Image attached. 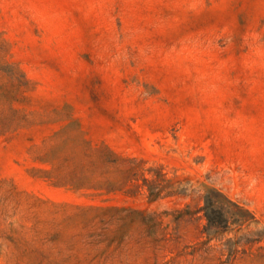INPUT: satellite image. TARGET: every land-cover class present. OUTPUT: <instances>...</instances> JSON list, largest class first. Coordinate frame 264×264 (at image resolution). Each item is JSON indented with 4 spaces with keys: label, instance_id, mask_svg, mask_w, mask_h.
Returning <instances> with one entry per match:
<instances>
[{
    "label": "rangeland",
    "instance_id": "374dc122",
    "mask_svg": "<svg viewBox=\"0 0 264 264\" xmlns=\"http://www.w3.org/2000/svg\"><path fill=\"white\" fill-rule=\"evenodd\" d=\"M0 264H264V0H0Z\"/></svg>",
    "mask_w": 264,
    "mask_h": 264
},
{
    "label": "trees",
    "instance_id": "16d2710c",
    "mask_svg": "<svg viewBox=\"0 0 264 264\" xmlns=\"http://www.w3.org/2000/svg\"><path fill=\"white\" fill-rule=\"evenodd\" d=\"M164 176L158 174V179ZM156 182L149 187L150 197L154 200L160 197L163 190L156 192ZM205 201V215L208 220L209 233L219 235L220 233H226L233 225L242 227L249 223L252 219L249 218V212L238 204L233 203L225 195L215 188L206 187L205 195L203 196Z\"/></svg>",
    "mask_w": 264,
    "mask_h": 264
}]
</instances>
